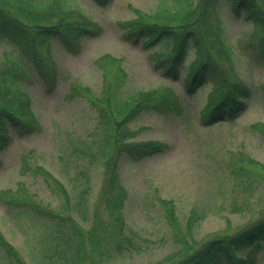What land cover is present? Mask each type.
I'll return each mask as SVG.
<instances>
[{
  "label": "rangeland",
  "instance_id": "374dc122",
  "mask_svg": "<svg viewBox=\"0 0 264 264\" xmlns=\"http://www.w3.org/2000/svg\"><path fill=\"white\" fill-rule=\"evenodd\" d=\"M63 2L99 23L102 32L82 37L76 54L68 52L58 38H51L57 75L50 92L17 46L0 40V68L15 66L22 72L17 85L30 98L40 125V130L22 136L10 130L11 142L0 151L1 193L12 189L23 196L26 192L34 202L71 215L84 228L91 226L94 210L103 209L98 197L105 177L101 161L106 146L97 144L98 114L83 92L85 88L93 94L101 92L102 69L95 60L109 53L120 59L125 72L118 99H128L141 90L166 88L175 108L144 109L128 122L135 132L129 141L160 140L167 146L139 160L121 153L117 171L127 191L122 209L124 233L132 238L133 246L112 250L102 264H165L180 249L161 200H170L183 235L196 243L263 218L264 137L253 124H264V52L255 40L253 26L235 17L226 0L219 1L223 38L231 58V62L222 59L225 74L246 83L249 96L239 116L208 125L202 111L213 83L206 82L192 94L183 87L193 49L187 50L179 77L171 79L154 69L149 58L153 51L166 52L168 45L159 42L143 48L121 37L119 22L134 18V8L154 12L160 0H111L104 7L92 0ZM37 166L62 182L67 200ZM51 222L26 205L0 201V232L27 264H50L41 253L46 251L42 240ZM0 264H9L1 249Z\"/></svg>",
  "mask_w": 264,
  "mask_h": 264
},
{
  "label": "trees",
  "instance_id": "16d2710c",
  "mask_svg": "<svg viewBox=\"0 0 264 264\" xmlns=\"http://www.w3.org/2000/svg\"><path fill=\"white\" fill-rule=\"evenodd\" d=\"M92 1L104 7L111 0ZM169 1L174 6L160 0L152 13L134 8V18L119 22L122 39L135 45L140 43L143 48L159 42L168 45L166 52L153 51L149 58L154 69L171 79L179 77L187 50L193 49L183 87L186 93L192 94L206 82L213 83L203 107V121L211 125L236 118L246 107L249 86L236 75L228 78L225 74L222 59L231 62V58L218 14L220 0ZM226 1L235 17L253 26L255 40L264 52V0ZM64 3L63 0H0V40L6 39L17 46L48 92L53 89L57 75L50 53L51 38H58L68 52L76 54L80 51L82 37H94L102 32L99 23ZM95 62L102 69L101 92L93 94L85 88L83 95L97 111V144L99 148L106 146L103 149L106 154L102 155L105 177L98 197L103 209L94 210L91 226L84 228L75 223L71 215L34 202L26 192L20 196L12 189L0 191V201L26 205L52 221L51 229L42 240L46 251L41 253L50 264H102L112 250L122 251L126 244L133 246L132 238L124 233L122 209L127 191L117 171L121 153L125 151L133 160H139L160 153L167 146L160 140L129 141L135 132L128 122L144 109L174 110L175 103L168 89L141 90L128 99H118L117 91L125 79L120 59L103 53ZM21 76L22 72L15 66L0 68V151L10 144L11 129L18 136L40 130L30 108V98L17 85ZM253 126L264 137V124L254 123ZM23 163L28 165L26 158ZM37 170L57 185L67 200L68 193L62 182L41 166H37ZM161 202L166 221L174 230V239L181 244L165 264H264V217L237 231L196 243L192 237L187 239L183 235L170 200ZM191 223L192 214L188 216L187 226ZM0 249L9 264H27L1 232Z\"/></svg>",
  "mask_w": 264,
  "mask_h": 264
}]
</instances>
